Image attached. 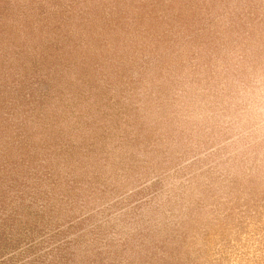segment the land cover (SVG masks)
<instances>
[{"label": "rangeland", "instance_id": "1", "mask_svg": "<svg viewBox=\"0 0 264 264\" xmlns=\"http://www.w3.org/2000/svg\"><path fill=\"white\" fill-rule=\"evenodd\" d=\"M0 264H264V0H0Z\"/></svg>", "mask_w": 264, "mask_h": 264}]
</instances>
